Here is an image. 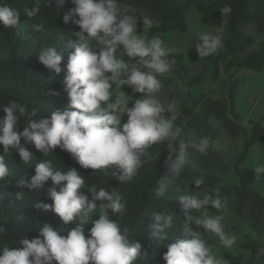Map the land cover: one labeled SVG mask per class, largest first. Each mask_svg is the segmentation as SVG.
<instances>
[{
	"label": "clouds",
	"instance_id": "obj_1",
	"mask_svg": "<svg viewBox=\"0 0 264 264\" xmlns=\"http://www.w3.org/2000/svg\"><path fill=\"white\" fill-rule=\"evenodd\" d=\"M40 2L35 0L31 9L25 7L23 15L28 19L36 17ZM46 3L49 6L53 0ZM54 3L63 12V24L77 25L79 31L71 33L69 43L73 51L67 57L65 68L61 67L64 52L55 47L41 50L38 62L52 73H66L63 90L68 106L39 118H36V109L29 111L17 101L0 107L4 113L0 118V180L9 175L5 156L10 150H15L24 164L34 159L33 154L21 146V138L45 157L58 147L84 169L99 170L104 175L114 169L111 176L120 184L137 175L147 149L167 141L166 173L160 177L156 189L158 195H164L168 177L181 174L189 147L205 153L211 145L207 137L191 146L185 142L181 138L182 129L175 125L179 116L177 102L165 104L157 98L162 88L158 77L169 73L176 63L170 58L173 50L164 45L159 35L138 34V21L145 29H150L154 20L149 15L142 19L137 17L135 9L120 0H54ZM66 3L74 7L65 11ZM231 11L228 5L220 9L224 19L216 28L217 34L200 33L195 44L200 59L215 54L222 47L219 33L227 25ZM20 16L19 9L0 0V24L6 29H17ZM32 28L36 32L43 30V21L33 24ZM122 86L140 94L131 102V107L132 97L121 90ZM48 94L58 95L54 90ZM122 115L127 116L123 124ZM20 118L26 124L18 132ZM254 173L256 180L261 179L264 165L256 166ZM49 179L52 187L48 188L47 197L52 203L36 202L34 208L51 210L64 225L71 222L76 226L68 229L64 236L60 230L43 224L37 237L19 239L22 247L10 249L7 244L0 247V264H134L138 258L147 257L142 243L130 241L129 230L121 229L113 219L126 211L121 193L115 188L109 191L92 184L85 194L84 176L74 168L58 169L50 159L36 163L35 175L30 179L23 175L16 182L15 186L20 189L15 194L16 199H23L25 189L28 192L42 190ZM204 183L203 177L197 178L195 188ZM178 200L185 216V238H175L168 243L162 259L166 264H229L228 260L211 252L203 239L205 233L213 235L225 249H232L237 243V237L225 231L223 215L207 214L208 206L216 210L225 206L219 191L184 194ZM193 209L200 211V215L189 214ZM94 211L96 219L91 218ZM174 217L171 212L153 213L154 237L159 238V234L171 228ZM87 224H91V228L86 238L84 226ZM189 224H194L198 230H190ZM4 232V227L0 226V235ZM160 242L158 239L157 248ZM261 257H264V247L255 253L256 260Z\"/></svg>",
	"mask_w": 264,
	"mask_h": 264
},
{
	"label": "trees",
	"instance_id": "obj_2",
	"mask_svg": "<svg viewBox=\"0 0 264 264\" xmlns=\"http://www.w3.org/2000/svg\"><path fill=\"white\" fill-rule=\"evenodd\" d=\"M5 3L21 11L17 29H6L0 24V107L10 101H17L31 111L37 110V117L50 115L53 111H63L68 106L67 94L64 92L63 81L65 72L55 74L47 70L38 62L39 52L48 47H55L57 51L64 52L61 67L65 68L67 57L73 51L69 41L71 33L79 31L77 25H64L63 12L46 0H41L40 11L32 19L23 15L25 7L31 9L35 0H4ZM121 3L131 5L135 15L143 18L149 15L154 24L145 29L138 21V34L147 32V36L159 35L162 40L168 34H185L188 32L187 14L190 11L199 16L204 27L221 26L224 17L220 9L225 5L232 11L227 16V25L223 26L222 47L209 57L200 59L196 50H191L187 56L180 53H171L170 58L176 63L172 68L173 77L163 78L162 86L181 85L192 106H183L178 109L179 116L175 125L182 129L181 138L190 146L199 144L201 138L207 137L211 145L207 152L200 153L189 147L184 168L179 176L170 175L164 195L157 194L158 181L165 175V158L168 155V142L154 144L146 150L142 157V165L137 175L129 182L120 184L102 171L82 168L72 156L55 148L52 155L45 157L38 152L30 142L21 138L22 147L30 151L34 159L24 164L15 150H10L5 156L9 168V175L0 180V226L5 232L0 235V247L7 244L10 249L22 247L19 239L26 236L31 240L38 236L41 225L47 223L54 230L66 236L67 230L75 227L73 223L64 225L60 218L51 210L45 212L34 208L36 202L51 204L47 197L48 188L52 187L49 179L40 191L28 192L24 190L23 199L17 200L15 194L20 191L15 185L24 175L31 178L35 175V164L50 159L58 169L74 168L78 174L84 176L87 187L96 184L112 191L115 188L120 192L126 202V211L116 214L121 229L129 230L130 241H140L146 258H138L134 264H166L162 259L166 253V245L175 238H185V216L179 204V196L202 192L219 194L225 206L216 210L225 213L229 223L248 224L252 230L264 234V193L253 187L255 179L254 170L246 167L250 152L258 143H264L263 117L258 121H250L249 129L244 131L237 122L236 90L243 75L247 73H261L264 75V0H120ZM74 7L71 3L64 5V10ZM193 9V10H192ZM44 23L43 30L36 32L33 24ZM188 61L193 63L189 66ZM195 71L192 72V68ZM208 85L207 92L197 93L196 87ZM195 88V89H194ZM54 90L58 95H49ZM122 91L131 102L139 98L127 86ZM105 105H101L103 108ZM4 116L0 110V118ZM127 122V116L122 115L121 124ZM26 121L18 119L17 131H22ZM224 133L229 139L235 140L243 136L242 147L231 167L232 177L221 182L219 173L228 169L223 157L216 148L220 134ZM2 150V146H0ZM227 176V173L225 172ZM203 177L205 183L195 188V180ZM264 180V174L261 175ZM158 212H171L175 217L173 226L164 233L154 237L152 214ZM191 215H200V211L189 210ZM23 217V219H18ZM96 219L94 211L91 216ZM239 225V226H240ZM189 229L196 231L197 226L188 225ZM227 230L241 240L235 250H242L234 254L229 250H222L220 256L229 261V264H264V257L255 259L258 248L264 247V241L251 239L249 235L237 231L236 227L226 225ZM91 224L84 226V235L87 238ZM203 232V229H199ZM190 238V237H188ZM158 239L159 248H157ZM207 246L217 244L215 238L207 233L203 235Z\"/></svg>",
	"mask_w": 264,
	"mask_h": 264
},
{
	"label": "rangeland",
	"instance_id": "obj_3",
	"mask_svg": "<svg viewBox=\"0 0 264 264\" xmlns=\"http://www.w3.org/2000/svg\"><path fill=\"white\" fill-rule=\"evenodd\" d=\"M193 10V9H192ZM188 19V32L185 34H177L171 33L168 34L163 40L164 45L170 49H172L173 53H180L187 56V53L191 50H195V44L197 43V39L201 32L207 33H216L217 27H204L199 20V16L190 11L187 14ZM147 35V32L143 33L142 36ZM219 35H223L219 33ZM127 60V57H125ZM189 66H193V63L188 61ZM195 71V67L192 68V72ZM173 77L172 69L169 73H166L158 78L162 80L163 78ZM243 80L239 82V86L236 90V115L237 122L242 126L244 131L249 129L250 121H258L264 115V75L261 73H247L243 75ZM195 89V88H194ZM209 89L208 85H201L196 87L197 93H205ZM157 98L162 103H169L171 101L177 102V109L183 106H192L191 102L187 98L185 92L183 91L181 85L177 84L175 86H162L161 91L157 94ZM264 125V120L262 121ZM243 136L231 140L224 133L220 134L219 139L216 142V148L220 152L223 157L224 164L228 167V169L221 171L219 175L221 176V182L225 181L232 177V171L230 170L233 162L237 155L240 152L242 147ZM248 169L255 170L256 166L264 165V143H258L250 152L247 163L245 164ZM227 173V176L225 175ZM253 187L257 189L262 194L264 193V180H258L253 183ZM208 215H223L224 220L222 223L224 224L225 231L227 230L226 225L228 224L231 227H236L237 231H240L242 234L249 235L251 239L263 242L264 234L258 232L256 230H252V228L248 224H239L241 223L239 220L235 223L230 224L227 216V208H225V213H219L215 209H212L208 206ZM240 225V226H239ZM229 233V232H228ZM210 237L217 238L213 235L208 234ZM241 244V240L237 237V243L232 249H225L219 246L218 241L217 244L212 245L210 247V251L220 256L222 250H229L236 253H241L242 250H235L237 245Z\"/></svg>",
	"mask_w": 264,
	"mask_h": 264
}]
</instances>
